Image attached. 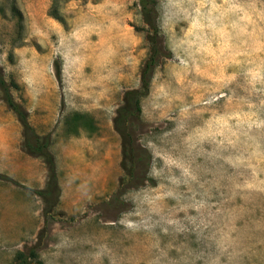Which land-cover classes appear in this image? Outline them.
<instances>
[{
  "label": "rangeland",
  "instance_id": "obj_1",
  "mask_svg": "<svg viewBox=\"0 0 264 264\" xmlns=\"http://www.w3.org/2000/svg\"><path fill=\"white\" fill-rule=\"evenodd\" d=\"M137 3L0 0V67L15 99L52 147L85 141L45 215L46 166L23 150L0 92V264L33 247L31 264H264V0L159 1L165 56L138 130L149 179L115 205L113 118L149 56Z\"/></svg>",
  "mask_w": 264,
  "mask_h": 264
},
{
  "label": "trees",
  "instance_id": "obj_2",
  "mask_svg": "<svg viewBox=\"0 0 264 264\" xmlns=\"http://www.w3.org/2000/svg\"><path fill=\"white\" fill-rule=\"evenodd\" d=\"M160 0H138L137 6L143 23L145 39L149 44V56L141 70V84L137 88H130L124 92L123 100L116 110L113 118V127L121 138L122 169L124 176L119 180L118 190L112 194L109 204L120 205L121 198L132 189H139L147 184L152 155L149 150L139 143L138 130L142 126L141 101L148 96L155 68L160 58L165 56L164 40L159 27L158 3ZM1 10V9H0ZM12 15L17 19L18 30L21 31L25 22L22 11L13 5ZM50 15L60 19L56 8ZM139 30V29H137ZM20 42L23 37H19ZM60 76V72L57 73ZM14 82L6 80L4 70L0 67L1 99L13 110L23 127V150L36 158H40L47 169V180L44 189L38 191L45 202L44 214L50 215L61 198L57 161L51 147L53 137L51 134H39L30 123L29 112L18 102L13 93ZM35 247L28 252L18 251L12 264H31L37 258Z\"/></svg>",
  "mask_w": 264,
  "mask_h": 264
},
{
  "label": "crops",
  "instance_id": "obj_3",
  "mask_svg": "<svg viewBox=\"0 0 264 264\" xmlns=\"http://www.w3.org/2000/svg\"><path fill=\"white\" fill-rule=\"evenodd\" d=\"M84 142V139L80 138L79 136H71L69 139L62 140L57 145L51 147L56 156L60 186L65 172L67 170L72 172L73 166L77 164L78 161L76 155L77 152L83 147V144H85ZM77 188H80V186ZM61 199H64V196L62 194V187ZM81 199V191L77 190V192H75L73 195L72 203L79 202Z\"/></svg>",
  "mask_w": 264,
  "mask_h": 264
}]
</instances>
